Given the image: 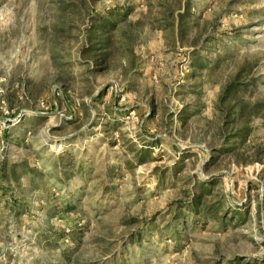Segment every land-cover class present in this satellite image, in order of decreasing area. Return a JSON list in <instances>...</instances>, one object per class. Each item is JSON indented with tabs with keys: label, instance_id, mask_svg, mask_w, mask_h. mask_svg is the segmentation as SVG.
Returning a JSON list of instances; mask_svg holds the SVG:
<instances>
[{
	"label": "rangeland",
	"instance_id": "rangeland-1",
	"mask_svg": "<svg viewBox=\"0 0 264 264\" xmlns=\"http://www.w3.org/2000/svg\"><path fill=\"white\" fill-rule=\"evenodd\" d=\"M0 264H264V0H0Z\"/></svg>",
	"mask_w": 264,
	"mask_h": 264
},
{
	"label": "trees",
	"instance_id": "trees-1",
	"mask_svg": "<svg viewBox=\"0 0 264 264\" xmlns=\"http://www.w3.org/2000/svg\"><path fill=\"white\" fill-rule=\"evenodd\" d=\"M2 175L5 176V175H4V169H2Z\"/></svg>",
	"mask_w": 264,
	"mask_h": 264
}]
</instances>
